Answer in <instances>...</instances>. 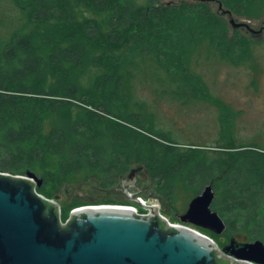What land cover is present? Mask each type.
Returning a JSON list of instances; mask_svg holds the SVG:
<instances>
[{
    "label": "trees",
    "instance_id": "trees-1",
    "mask_svg": "<svg viewBox=\"0 0 264 264\" xmlns=\"http://www.w3.org/2000/svg\"><path fill=\"white\" fill-rule=\"evenodd\" d=\"M14 1L29 28L0 37V173L93 179L109 192L142 166L167 202L181 187L198 196L212 185L223 235L264 243V151L219 147L211 159L181 148L151 131L130 85L137 62L149 60L183 89L198 88L189 71L197 44L233 63L249 44L211 4L252 19L264 14V0Z\"/></svg>",
    "mask_w": 264,
    "mask_h": 264
},
{
    "label": "water",
    "instance_id": "water-1",
    "mask_svg": "<svg viewBox=\"0 0 264 264\" xmlns=\"http://www.w3.org/2000/svg\"><path fill=\"white\" fill-rule=\"evenodd\" d=\"M210 2L211 0H200ZM222 16H230L232 30L261 35L264 27L255 30L246 17L237 22L230 10L219 5ZM143 171L139 166L118 182L122 192L144 209L147 217L137 216L133 210L114 206H84L74 209L68 223L60 222L59 197L47 199L36 193L42 180L33 173L12 176L0 173V264H264V243L239 242L236 238L222 250L217 244L193 229L169 224L159 213L164 205L161 197L147 184L144 193L135 195L123 183H134ZM81 186L92 193L84 179ZM96 187L99 188L98 182ZM216 193L212 185L190 203L180 217L184 224L210 230L221 235L226 224L212 210ZM165 223L166 231L162 228Z\"/></svg>",
    "mask_w": 264,
    "mask_h": 264
},
{
    "label": "rangeland",
    "instance_id": "rangeland-1",
    "mask_svg": "<svg viewBox=\"0 0 264 264\" xmlns=\"http://www.w3.org/2000/svg\"><path fill=\"white\" fill-rule=\"evenodd\" d=\"M211 7L215 12L219 10L217 4L212 3ZM241 17L244 16L233 15L237 22ZM224 19L229 23L231 17L224 16ZM247 21L253 29L259 30L264 27V14ZM27 27L23 12L15 1L0 0V37L7 39L15 32L28 30ZM240 32L249 44L236 63L223 59L206 43L196 45L189 56V71L202 81L198 88L183 89L158 70L155 63L149 60L137 62V72L130 83L132 99L143 105V113L148 118L146 124L153 133H164L181 148L203 149L211 159L220 156L219 147L254 146L264 151V34L252 35L246 29ZM132 110L139 111L134 107ZM137 178L141 188L148 184L156 192L145 169ZM31 179L36 188H44L43 194L48 198L59 197L63 219L65 213H71L81 205L138 206L134 198L122 192L104 194L93 179L88 182L93 190L90 194L79 185L83 179L72 184L58 179L45 183L38 177L42 180L40 187L34 178ZM157 196L164 201L160 212L170 224L195 230L213 240L220 250L230 243V238L223 234L217 236L210 230L180 221L196 197L192 191L179 188L172 202Z\"/></svg>",
    "mask_w": 264,
    "mask_h": 264
},
{
    "label": "built area",
    "instance_id": "built-area-1",
    "mask_svg": "<svg viewBox=\"0 0 264 264\" xmlns=\"http://www.w3.org/2000/svg\"><path fill=\"white\" fill-rule=\"evenodd\" d=\"M101 206H112V205H101ZM101 206H99V207H101ZM92 207H95V206H92ZM97 207V206H96ZM114 207H125V208H129V209H131V210H133L134 211V213L137 215V216H143V217H147L148 215H150V210H148V209H144V208H141L139 205L138 206H114ZM159 209V213H160V215H162L161 214V212H160V208H158ZM60 222H61V224L63 225V226H65L67 223H68V220H69V217L65 220V219H62V216H61V211H60ZM170 224V223H169ZM172 225V224H171ZM173 226H178V225H173Z\"/></svg>",
    "mask_w": 264,
    "mask_h": 264
},
{
    "label": "flooded vegetation",
    "instance_id": "flooded-vegetation-1",
    "mask_svg": "<svg viewBox=\"0 0 264 264\" xmlns=\"http://www.w3.org/2000/svg\"><path fill=\"white\" fill-rule=\"evenodd\" d=\"M263 34H264V32L261 35H263ZM137 179H136V181L134 183H123L122 182V185L120 187H125L126 186V188H129L131 191H133V193L135 195L144 193L145 190H147V188L146 189H142L139 186V182L137 181Z\"/></svg>",
    "mask_w": 264,
    "mask_h": 264
}]
</instances>
